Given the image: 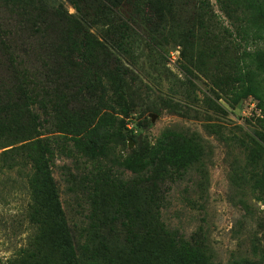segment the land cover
Here are the masks:
<instances>
[{
	"label": "trees",
	"instance_id": "16d2710c",
	"mask_svg": "<svg viewBox=\"0 0 264 264\" xmlns=\"http://www.w3.org/2000/svg\"><path fill=\"white\" fill-rule=\"evenodd\" d=\"M186 1L197 9L201 33L199 38L198 31L188 27L178 37L184 60L204 72L216 99L229 93L253 96L264 130V50L239 54L235 42L215 32L210 1ZM218 1L225 8L226 1ZM240 1L233 2L238 7ZM66 3L75 12L70 13ZM176 5V0H0V9L17 18L20 34L39 39L48 55L36 67L19 59L11 32L0 19V173H20L29 167L22 175L30 189L27 214L39 229L35 261L21 264H210L204 241L179 237L161 220L166 184L178 180L204 156L200 135L168 127L162 139L142 153L124 156L115 151L118 144L129 142L125 121L118 114H128L118 108L130 73L122 58L135 54L148 38L162 39L178 15ZM245 6L251 10L248 20L255 27L254 35L264 38V1L247 0ZM186 94L190 97V92ZM213 96L211 107L223 110ZM181 104L178 101L173 108L189 113ZM38 111L48 118L46 122L51 120L53 130L73 141V152L94 161L109 160L87 185L93 204L104 213V222L109 221L108 237L93 221L80 247L81 257L49 166L54 143L41 137ZM257 135L264 140V133ZM243 147L249 166L255 167L258 160L263 166L261 172L252 171L245 178L255 180L253 187L261 190L264 201V147L250 137ZM114 164L131 171L136 180L127 185L112 172ZM129 199L136 202L132 208ZM115 201L126 204L125 211Z\"/></svg>",
	"mask_w": 264,
	"mask_h": 264
},
{
	"label": "rangeland",
	"instance_id": "374dc122",
	"mask_svg": "<svg viewBox=\"0 0 264 264\" xmlns=\"http://www.w3.org/2000/svg\"><path fill=\"white\" fill-rule=\"evenodd\" d=\"M209 1L211 13L215 14V32L235 42L239 54L264 50V38L254 35L255 27L248 20L251 10L245 8L247 0H241L238 7L234 0H225V8L218 0ZM176 2L178 15L171 23V29L165 31V36L160 40L148 38L143 49L122 58L130 73L125 99L118 108L120 111L126 109L128 114L122 111L118 114L125 121L123 131L127 133V139L133 144H118L115 151L124 156L142 153L158 143L168 127L198 133L204 146V156L194 161L196 164L178 180L166 184L168 188L165 189L163 203H160L161 220L179 237L190 239L195 236L204 241L210 264H233L236 261H261L264 264V201L260 198L263 195L260 189H254V179L245 178L252 171L261 172L263 166L258 159L255 167L249 166L243 147L249 137L257 139L264 147V140L257 135L258 132L264 133L258 124L260 109L257 100L251 95L231 93L221 99L213 96L211 81L200 69L186 63L178 40L188 27L198 31L199 14L196 7L186 0ZM66 6L70 13L75 12L71 5L66 3ZM0 19L6 32H11L19 59H24L30 67L42 65L43 58L48 60L47 50L39 46V39L29 33L20 34L17 18L12 13L0 9ZM91 31L96 32L95 29ZM199 32L197 37L200 38ZM189 92L190 97L186 94ZM212 96L223 110L215 111L211 107L209 99ZM178 101L181 105L186 104L189 113L173 108ZM74 105L78 104L75 102ZM38 112L42 122L41 137L54 143L49 166L81 257L82 244L93 221L101 225V234L108 237L109 221L104 222L106 217L93 204L87 185L92 184L94 175L109 160L94 161L73 152V141L53 130L51 120L46 122L48 118ZM112 166V172L127 185L136 180L131 171L116 164ZM23 171L29 172V167ZM23 171L0 173V264L33 263L37 257L34 252L38 250L36 236L39 229L27 214L30 189L27 177L22 176ZM108 203L112 204L110 200ZM114 203L117 205L118 201ZM128 203L129 208L136 204L131 199ZM116 207H120L122 212L127 208L126 204ZM115 223L120 227L121 219Z\"/></svg>",
	"mask_w": 264,
	"mask_h": 264
},
{
	"label": "water",
	"instance_id": "95a60500",
	"mask_svg": "<svg viewBox=\"0 0 264 264\" xmlns=\"http://www.w3.org/2000/svg\"><path fill=\"white\" fill-rule=\"evenodd\" d=\"M132 144H133L132 140L129 139V145L132 146Z\"/></svg>",
	"mask_w": 264,
	"mask_h": 264
}]
</instances>
